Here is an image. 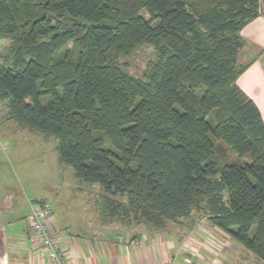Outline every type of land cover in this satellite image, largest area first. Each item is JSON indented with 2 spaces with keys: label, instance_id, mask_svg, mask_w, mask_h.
<instances>
[{
  "label": "trees",
  "instance_id": "trees-1",
  "mask_svg": "<svg viewBox=\"0 0 264 264\" xmlns=\"http://www.w3.org/2000/svg\"><path fill=\"white\" fill-rule=\"evenodd\" d=\"M260 15V0H0V101L101 186L105 223L206 218L264 262V119L237 84ZM143 45L156 60L136 77L124 59Z\"/></svg>",
  "mask_w": 264,
  "mask_h": 264
},
{
  "label": "crops",
  "instance_id": "crops-1",
  "mask_svg": "<svg viewBox=\"0 0 264 264\" xmlns=\"http://www.w3.org/2000/svg\"><path fill=\"white\" fill-rule=\"evenodd\" d=\"M263 8L261 5L260 17L242 31L246 45L240 62L248 67L237 84L255 101L264 119ZM8 44L0 40V51ZM47 139L50 137L19 125L6 102L0 101V264H50L29 220L32 205L48 202L53 190L51 184L43 183L48 193H39L36 182L50 183L53 168L57 172L65 169L57 147L53 158L51 153L47 155L43 147ZM37 157L43 158L48 173L34 168ZM58 205L52 206L51 226L59 233L69 264H264L206 218L171 224L163 231L146 224L116 227V222L99 220L89 232L82 218L76 227L72 217L59 212ZM99 209L98 205L101 214Z\"/></svg>",
  "mask_w": 264,
  "mask_h": 264
},
{
  "label": "rangeland",
  "instance_id": "rangeland-1",
  "mask_svg": "<svg viewBox=\"0 0 264 264\" xmlns=\"http://www.w3.org/2000/svg\"><path fill=\"white\" fill-rule=\"evenodd\" d=\"M262 8L264 7V0H260ZM264 9V8H263ZM147 17V15H145ZM156 60L154 50L148 46H141L136 51H134L130 56L124 59V62L129 65V72L136 77H143L145 72H147L152 63ZM50 97L44 96L42 98V103H48ZM58 140L56 137L51 136L50 139L45 141L43 147H45L47 155L50 154V158L55 156V149L57 147ZM48 157V159H49ZM64 170L57 172L55 168L52 169V182H36L37 192H47V187L49 184L53 187V190L48 193V202L52 206H56V202L59 204V212L66 216L73 218V222L78 227V220L81 218L85 223L88 224L89 232L92 228H95L99 220H103L102 215L98 213V205L100 208V195L103 190L98 184H88L75 175L74 170L69 166H64ZM34 168L39 169L40 173H48L47 166L43 165V158H36V163ZM38 172V171H37ZM43 183L47 186L46 189L43 187ZM92 192V193H90ZM98 203V205H97ZM100 211V209H99ZM101 213V212H100ZM105 223V222H104ZM116 227H123L124 224L116 223ZM93 226V227H90ZM125 226V225H124ZM126 228V227H125ZM263 262V261H262Z\"/></svg>",
  "mask_w": 264,
  "mask_h": 264
},
{
  "label": "built area",
  "instance_id": "built-area-1",
  "mask_svg": "<svg viewBox=\"0 0 264 264\" xmlns=\"http://www.w3.org/2000/svg\"><path fill=\"white\" fill-rule=\"evenodd\" d=\"M53 214V207L49 202L33 204L29 216L31 231L43 252L47 254L50 264H69L59 233L51 226ZM166 264H174V262L170 261Z\"/></svg>",
  "mask_w": 264,
  "mask_h": 264
}]
</instances>
